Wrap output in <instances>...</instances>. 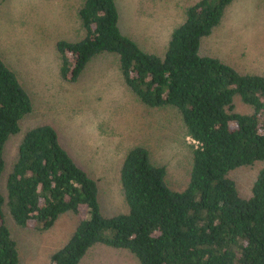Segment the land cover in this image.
I'll use <instances>...</instances> for the list:
<instances>
[{"label": "trees", "instance_id": "trees-1", "mask_svg": "<svg viewBox=\"0 0 264 264\" xmlns=\"http://www.w3.org/2000/svg\"><path fill=\"white\" fill-rule=\"evenodd\" d=\"M233 1L186 7L161 57L121 34L114 0H81L83 37L56 41L62 81L76 82L95 56L116 55L126 88L146 108L175 109L192 141L188 183L179 191L147 150H129L118 169L127 210L113 216L101 212L97 181L49 125L22 134L6 170L5 144L20 133L32 103L0 59V264H21L8 220L47 231L62 215L78 224L50 264H80L95 246L127 251L139 264H264V77L199 52ZM238 169L255 171L246 196L229 178Z\"/></svg>", "mask_w": 264, "mask_h": 264}, {"label": "rangeland", "instance_id": "rangeland-1", "mask_svg": "<svg viewBox=\"0 0 264 264\" xmlns=\"http://www.w3.org/2000/svg\"><path fill=\"white\" fill-rule=\"evenodd\" d=\"M198 0H114L118 27L140 50L161 57L171 33L184 21V9ZM81 0H0V59L27 92L32 113L20 121V133L4 147L6 170L17 157L22 134L51 126L74 163L95 179L101 212H126L118 169L135 147L166 169L165 183L183 190L189 178L192 141L179 113L149 109L126 88L116 55L95 56L76 82L62 81L56 41H77L83 29L76 16ZM199 52L217 58L240 74L264 77V0H234L217 28L201 39ZM253 169L229 174L244 196ZM81 209V208H80ZM82 208L79 217L85 218ZM78 218L62 215L47 231L7 225L21 264H50V256L70 238ZM32 225V224H31ZM80 264H139L122 250L95 246Z\"/></svg>", "mask_w": 264, "mask_h": 264}]
</instances>
